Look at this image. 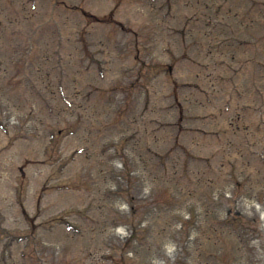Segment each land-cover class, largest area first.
Wrapping results in <instances>:
<instances>
[{
	"label": "rangeland",
	"instance_id": "rangeland-1",
	"mask_svg": "<svg viewBox=\"0 0 264 264\" xmlns=\"http://www.w3.org/2000/svg\"><path fill=\"white\" fill-rule=\"evenodd\" d=\"M262 2L0 0V264H264Z\"/></svg>",
	"mask_w": 264,
	"mask_h": 264
}]
</instances>
